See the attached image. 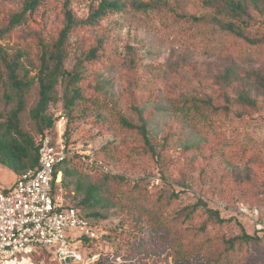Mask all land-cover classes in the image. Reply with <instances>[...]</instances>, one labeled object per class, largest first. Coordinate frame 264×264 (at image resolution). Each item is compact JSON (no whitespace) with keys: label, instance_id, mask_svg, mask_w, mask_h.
Masks as SVG:
<instances>
[{"label":"rangeland","instance_id":"rangeland-1","mask_svg":"<svg viewBox=\"0 0 264 264\" xmlns=\"http://www.w3.org/2000/svg\"><path fill=\"white\" fill-rule=\"evenodd\" d=\"M24 1L0 0V47L9 60L21 55L20 77L26 71L28 78L34 79L24 99L20 123L24 131L37 139L39 135L30 115L38 99L36 74L45 47L52 48L63 27L66 0H43L34 11L27 12V23L8 32L11 16L22 9ZM69 1L75 15L86 18L91 4L99 0ZM211 1L226 5V0H169L177 14L169 9L147 13L127 9L106 17L93 28L81 27L70 35L66 43L65 71L73 69L84 46L90 48L102 42L99 51L102 59L81 82L87 100L77 107L79 116L72 124L68 142V135L64 136L66 151L78 153L84 162L62 181L65 197L72 204L84 196V189L78 191L77 186L84 188L93 179L94 171L88 165L90 155L91 161L98 159L97 164L105 172L127 178L130 186L135 185L133 191L141 192L142 199L148 196L154 200L166 194L161 204L165 214L160 216L166 224L173 219L170 223L173 227L177 225L173 214L199 199L219 209L224 217H233V222L243 225L249 233H256L258 222L264 223V90L257 89L249 77L254 71L264 72V44L252 48L222 30L210 20L218 13ZM234 1L241 2L247 10L241 20H234L250 35L264 38V0ZM180 14L208 19L195 23L180 18ZM230 68L239 73V85L234 88L225 80ZM66 76L56 86L58 100L50 103V114L63 110ZM241 91L250 92L252 99L258 98L257 105L249 107L240 102L237 97ZM15 96L0 51L3 117L16 106ZM228 96L229 113L220 110L204 123L181 109L184 97L211 98L223 108ZM141 113L148 118L149 135L158 154L147 151L140 136L126 131L120 123L121 116L138 122ZM166 136H170V141L163 146ZM53 138L56 140L58 134L53 133ZM198 144H204L202 153L186 151V146ZM235 151H245L248 160L262 157V165L253 170L257 183L238 185L235 180L219 176L211 155H232ZM221 167L242 177L249 172L239 160L223 158ZM15 178L11 169L0 164L2 188L13 186ZM172 191L180 192L179 200L170 198ZM121 192L109 185L105 201L89 209L100 213L95 217L99 238L82 247L84 261L70 264H126L139 260L152 264L149 257L131 254L130 246L144 220L137 227L131 220L135 216L129 218V213H122L121 207L126 202ZM241 203L249 207L251 214L239 210ZM71 234L81 236L78 228H73ZM55 250L56 246L49 248L52 253ZM30 257L31 260L25 257L21 264H61L52 254L46 255L43 251L34 252ZM161 264L173 263L171 258H163Z\"/></svg>","mask_w":264,"mask_h":264},{"label":"trees","instance_id":"trees-1","mask_svg":"<svg viewBox=\"0 0 264 264\" xmlns=\"http://www.w3.org/2000/svg\"><path fill=\"white\" fill-rule=\"evenodd\" d=\"M42 1L25 0L22 9L11 16L6 28L7 31L10 32L15 27L27 23V12L34 11ZM70 4L69 0H66L64 4V24L58 39L52 48L45 47L43 55L40 57L41 64L35 79L38 80V99L30 114L39 135L37 139L34 135L24 131L20 123V115L25 107L24 99L34 79L28 78L29 73L26 71L24 77H20L18 70L21 68V55L9 60L7 53L0 47L11 89L17 98L16 106L5 117L0 112V164L7 166L16 175L38 164L41 138L46 132H52L55 128L56 117L54 114L49 113V107L50 103L58 100L55 90L60 78L64 74L67 75L64 78L65 91L62 96L63 110L69 122L65 127V135H68L67 142L72 124L76 120V116H79L77 107L87 100L81 82L86 79L92 69L97 68L99 61L102 59V54L99 53L102 42L98 41V45L90 48L84 46L82 56L73 69L65 71L66 43L70 35L81 27L93 28L106 17L124 12L127 9L143 13L169 9L177 14L170 7L169 0H99L98 3L91 4L86 18H78ZM211 4L217 8L218 13L212 16L210 20L217 23L222 30L252 48H258L264 44V38L250 35L241 23L234 20V18L241 20L247 12L246 7L241 2L226 0V5H219L214 1H211ZM220 15H224L226 18L223 19ZM179 16L187 20L191 19L195 23H201L208 19L207 16H189L186 14H180ZM249 77L255 81L257 89L264 90L263 71H254L253 75H249ZM225 80L230 87H237L239 85V73L234 68H230L225 74ZM249 93L241 91L237 99L246 106L254 107L258 103V98L252 99ZM230 103L229 96L223 108L217 106L211 98L184 97L181 99V109L185 110L186 114H190L199 123H204L220 110L228 114ZM119 120L126 131L134 132L140 136L147 151L150 150L153 154H158V149L149 135L147 117L141 113L138 122L125 116H121ZM169 141L170 136H166L163 146ZM203 148L204 144L188 145L186 151L192 154L202 153ZM67 151L69 154L60 165L63 178L65 175L74 174L84 164L78 153L71 150ZM246 156L245 151H235L232 155L219 156L218 154H212L211 158L214 159L215 170L224 180H235L238 185L257 183L258 178L253 170L262 165V157H253L248 160ZM88 157L90 161L88 165L90 170L94 171V176L87 185H84V188L83 185L77 186L78 191L84 189V196L73 205L86 214L97 230L95 217H98L100 213L89 209L97 207L105 201L109 185L122 190L121 194L126 202L121 207L122 213H129V218L132 215L135 216V219L131 218V220L135 222L137 227L140 220H144L145 224H142L143 227H140L137 238L130 246L133 256L140 254L142 258L149 257L152 264H161L163 258H171L173 264H264V233L259 230L256 233H249L243 225L237 221L234 223L233 217H224L219 209L210 207L202 199L195 203L183 205L176 214H173L172 217L177 222L176 227L170 224L173 223V219L166 224L160 216L165 214L164 207H161V204L165 201L166 194L162 193L154 200L148 196H144L146 198L142 199L141 192H134L133 187L135 185L130 186L127 178L105 172L97 164L98 159H96L97 161H91L92 157L90 155ZM223 158L229 161L239 160L240 163L246 165L249 172L242 177L237 172L234 174L225 170L221 167ZM170 198L176 201L179 200L180 192L172 191ZM241 205L246 206L245 203H241ZM97 238H99L98 230L97 236L94 238L82 237L83 246L90 245ZM42 251L46 255L50 253L47 250ZM72 262L68 261L61 264ZM85 264H89V262ZM96 264H101V262ZM126 264L151 263L139 260V262H128Z\"/></svg>","mask_w":264,"mask_h":264},{"label":"built area","instance_id":"built-area-1","mask_svg":"<svg viewBox=\"0 0 264 264\" xmlns=\"http://www.w3.org/2000/svg\"><path fill=\"white\" fill-rule=\"evenodd\" d=\"M54 115L55 128L40 141L38 164L16 175L10 188L0 186V264H21L42 250L61 263L84 261L82 237L97 236L96 226L63 192L60 165L69 154L64 143L68 118L62 109ZM53 133L58 134L56 140ZM239 208L251 214L244 205ZM73 228L80 237L71 234ZM257 229L264 233V223L258 222Z\"/></svg>","mask_w":264,"mask_h":264}]
</instances>
